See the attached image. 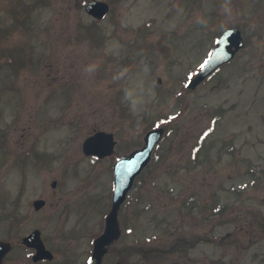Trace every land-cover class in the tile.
<instances>
[{
    "label": "rangeland",
    "instance_id": "obj_1",
    "mask_svg": "<svg viewBox=\"0 0 264 264\" xmlns=\"http://www.w3.org/2000/svg\"><path fill=\"white\" fill-rule=\"evenodd\" d=\"M85 1L0 0V238L13 264H34L21 246L34 229L56 250L49 264H84L116 156L154 125L164 137L102 264H264V0H104L102 20ZM229 27L244 47L188 89ZM97 131L115 134L113 156L84 153Z\"/></svg>",
    "mask_w": 264,
    "mask_h": 264
},
{
    "label": "water",
    "instance_id": "obj_2",
    "mask_svg": "<svg viewBox=\"0 0 264 264\" xmlns=\"http://www.w3.org/2000/svg\"><path fill=\"white\" fill-rule=\"evenodd\" d=\"M86 10L98 17L103 18L109 11V5L106 2L99 0H91L85 4ZM244 45L241 31L237 28L228 29L217 42L215 51L211 58L206 63L199 76L194 80L192 85H196L199 81L210 74L217 66L232 59L237 50ZM163 134V129H155L147 133L145 139V147L141 150L135 151L130 156H125L119 160L116 166V189L114 194V207L107 218V227L104 232L96 240L95 254L98 257V263L102 255L106 251V245L117 239L120 235L119 225L117 221V213L120 204L125 199L126 193L131 188L135 176L143 169L149 162L152 150L155 144L160 140ZM115 142L112 134L99 132L96 135L89 137L84 143V150L87 154L97 153L99 155H106L112 152ZM111 147V148H110ZM36 208H40L43 200L35 202ZM40 236L39 231H35L27 236L24 240L29 244H33L36 237ZM44 249V248H43ZM10 250V244L0 241V264L6 253ZM42 252V251H41ZM43 255V253H40Z\"/></svg>",
    "mask_w": 264,
    "mask_h": 264
},
{
    "label": "flooded vegetation",
    "instance_id": "obj_3",
    "mask_svg": "<svg viewBox=\"0 0 264 264\" xmlns=\"http://www.w3.org/2000/svg\"><path fill=\"white\" fill-rule=\"evenodd\" d=\"M54 183H55V185L53 184L52 187H55L56 188L57 187V184H58V181L57 180H54ZM45 244H46V246L49 249H51L53 251L54 258H52V259H35L34 255L36 254V249L27 247L26 245H24V243L21 240V246H24V248L28 250V253L25 255V257L27 259H30L34 264H49V263L55 261V259H56L55 258V254H56L55 251L56 250H54V247L53 246H50L46 240H45ZM12 245H13L12 246V250L4 258L2 264H13V263H16V257H14V253H15L14 251H15V247L16 246L13 243H12ZM57 264H71V262L63 258V260H61V262H57Z\"/></svg>",
    "mask_w": 264,
    "mask_h": 264
},
{
    "label": "snow or ice",
    "instance_id": "obj_4",
    "mask_svg": "<svg viewBox=\"0 0 264 264\" xmlns=\"http://www.w3.org/2000/svg\"><path fill=\"white\" fill-rule=\"evenodd\" d=\"M202 67H203V65H202Z\"/></svg>",
    "mask_w": 264,
    "mask_h": 264
}]
</instances>
